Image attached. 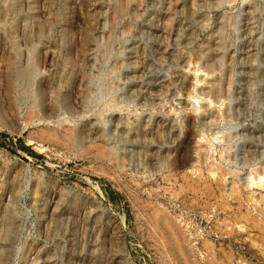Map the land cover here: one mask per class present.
Here are the masks:
<instances>
[{
    "label": "rangeland",
    "instance_id": "374dc122",
    "mask_svg": "<svg viewBox=\"0 0 264 264\" xmlns=\"http://www.w3.org/2000/svg\"><path fill=\"white\" fill-rule=\"evenodd\" d=\"M262 175L264 0H0V264H264Z\"/></svg>",
    "mask_w": 264,
    "mask_h": 264
},
{
    "label": "bare ground",
    "instance_id": "6f19581e",
    "mask_svg": "<svg viewBox=\"0 0 264 264\" xmlns=\"http://www.w3.org/2000/svg\"><path fill=\"white\" fill-rule=\"evenodd\" d=\"M131 2V1H130ZM129 2V3H130ZM138 2H140V1H138ZM110 3V2H109ZM120 4V3H119ZM135 4V3H134ZM27 5H29V4H27ZM112 5H113V3H112ZM116 5V4H115ZM182 5V4H181ZM124 6H125V4H124ZM5 8V7H4ZM253 8V7H252ZM2 9H3V7H2ZM56 9H58V7L56 8ZM119 10V9H118ZM251 11H253V10H251ZM109 12V11H108ZM115 13V12H114ZM128 16V15H127ZM2 17V16H1ZM113 17V16H112ZM3 18V17H2ZM11 18V17H10ZM62 20V19H61ZM104 21H105V19H104ZM104 23H106V22H104ZM42 24V23H41ZM105 25V24H104ZM115 25V24H114ZM11 27H13V25H10ZM77 26V25H76ZM107 26V25H106ZM25 27V26H24ZM116 27H118V26H116ZM126 28V27H125ZM177 28V27H176ZM116 29V28H115ZM10 30V29H9ZM32 30V29H31ZM19 32H20V30H19ZM24 32V31H23ZM32 32V31H31ZM117 32V31H116ZM30 33V32H29ZM35 36V35H34ZM83 36V35H82ZM126 36V35H125ZM110 37V36H109ZM32 38H34V37H32ZM103 38V37H102ZM112 38V37H111ZM8 40V39H7ZM180 40V39H179ZM178 40V41H179ZM8 42V41H7ZM102 43H103V41H102ZM100 45V44H99ZM100 47V46H99ZM84 49V48H83ZM214 52H216V51H214ZM29 54V53H28ZM31 54V53H30ZM30 57V56H29ZM42 57V56H41ZM188 64V63H187ZM186 64V65H187ZM196 65V64H195ZM197 67V66H196ZM7 69V68H6ZM30 69V68H29ZM199 69H201V68H196L195 70H193V71H195V73L199 70ZM9 70V69H8ZM191 70V69H190ZM190 70H188L189 72H190ZM193 71H192V73H193ZM194 73V74H195ZM14 74V73H13ZM193 74V75H194ZM201 74H202V72H201ZM207 74V73H206ZM210 74V73H209ZM208 74V75H209ZM10 75H11V73H10ZM211 75V74H210ZM32 76V75H31ZM71 76V75H70ZM197 76V75H196ZM201 76V75H200ZM212 76V75H211ZM11 77V76H10ZM204 77V76H203ZM208 77V76H207ZM12 78V77H11ZM34 78V77H33ZM212 78H213V76H212ZM78 79V78H77ZM29 80H30V78H29ZM28 80V81H29ZM35 80V79H34ZM196 80V79H195ZM209 80V79H208ZM24 81V80H23ZM197 81H198V79H197ZM208 82V81H207ZM197 83V82H196ZM196 83H195V85H196ZM17 84V83H16ZM202 84V83H201ZM231 84V83H230ZM8 85V84H7ZM76 85H77V83H76ZM207 86V85H206ZM10 87V86H9ZM14 87V86H13ZM196 87V86H195ZM194 88V87H193ZM30 89H31V87H30ZM207 89V88H206ZM12 90V89H11ZM200 90V89H199ZM75 91H76V89H75ZM74 91V92H75ZM193 91V90H192ZM196 91V90H195ZM14 93V92H13ZM30 94V93H29ZM27 95V94H26ZM34 95H35V93H34ZM12 96V95H11ZM14 96V95H13ZM28 96H30V95H28ZM73 96V95H72ZM189 96H191V95H189ZM196 96H197V94H196ZM203 96V95H202ZM195 97V96H194ZM207 97H209V96H207ZM14 98H18V97H14ZM29 98V97H28ZM35 98V97H34ZM18 102V101H17ZM14 103V102H13ZM92 103V102H91ZM217 103V102H216ZM16 104V103H15ZM35 104V103H34ZM109 105V104H108ZM116 105V104H115ZM192 106V105H191ZM209 106H212V105H209ZM18 107V106H17ZM127 108V107H126ZM15 109V108H14ZM110 109V108H109ZM112 109V108H111ZM114 109V108H113ZM207 109V108H206ZM108 110V109H107ZM194 110H195V108H194ZM196 110H197V108H196ZM203 110H205V109H203ZM208 110V109H207ZM211 110V109H210ZM108 112V111H107ZM212 112V111H211ZM106 113V112H105ZM207 113V112H206ZM224 113V112H223ZM227 113V112H226ZM203 114V113H202ZM208 114V113H207ZM206 114V115H207ZM228 114V113H227ZM197 115V114H196ZM226 115V114H225ZM107 116V115H106ZM202 117V116H201ZM205 117H207V116H205ZM137 119V118H136ZM139 119V118H138ZM50 120V119H49ZM202 120V119H201ZM134 123V122H133ZM199 123V122H198ZM210 123V122H209ZM106 124V123H105ZM115 124V123H114ZM197 124V123H196ZM210 125V124H209ZM119 126V125H118ZM198 126V125H197ZM203 129V128H202ZM211 129V128H210ZM201 130V129H200ZM199 130V131H200ZM193 132V131H192ZM204 133V132H203ZM220 137V136H219ZM210 138V137H209ZM213 139H214V137H212ZM189 139V138H188ZM217 140V139H216ZM227 144V143H226ZM225 149V148H224ZM248 149H251V148H249L248 147ZM114 151V150H113ZM249 152V151H248ZM114 154V153H113ZM251 157V156H250ZM197 158V157H196ZM249 158V157H248ZM143 162V161H142ZM144 170V169H143ZM171 170V169H170ZM210 170V169H209ZM216 171V170H215ZM199 173V172H198ZM232 174V173H231ZM262 176H264V175H262ZM260 177V176H259ZM198 178V177H197ZM253 179H255V178H253ZM253 179H252V181H253ZM251 180V179H250ZM36 185V184H35ZM36 187V186H35ZM188 191V190H187ZM31 192H33V191H31ZM33 198H35V197H33ZM241 202V201H240ZM239 207V206H238ZM6 209V208H5ZM8 210V209H7ZM225 210V209H224ZM11 213V212H10ZM13 214V213H12ZM8 215H10V214H8ZM12 216V215H11ZM7 217H9V216H7ZM162 217V216H161ZM169 220V219H168ZM10 221V220H9ZM160 222V221H159ZM10 223V222H9ZM11 223H12V221H11ZM169 225H171V224H169ZM13 226V225H12ZM11 226V227H12ZM165 226V225H164ZM249 226V225H248ZM15 227V226H14ZM11 231H13V229L11 230ZM5 232V231H4ZM16 232V231H15ZM11 233V232H10ZM232 235V234H231ZM163 236V235H162ZM16 237V236H15ZM16 240V239H15ZM3 241H5L4 239H3ZM7 241V240H6ZM10 241V240H9ZM8 242V241H7ZM10 242H12V240L10 241ZM17 242V241H16ZM177 242V241H176ZM6 243V242H5ZM10 245V244H9ZM3 246V245H2ZM14 246V245H13ZM8 247V246H7ZM24 247V246H23ZM14 248V247H13ZM207 249V248H206ZM2 251V250H1ZM8 251V250H7ZM13 250H11V253H12V255H13V253L14 252H12ZM14 251H16V250H14ZM2 254H3V252H2ZM4 255V254H3ZM7 257V256H6ZM188 257V256H187ZM3 258V257H2ZM8 258V257H7ZM186 258V257H185ZM186 260V259H185ZM5 262V261H4ZM5 263H7V262H5ZM8 263H10V262H8ZM1 264H3V263H1ZM12 264V263H11ZM197 264V263H196Z\"/></svg>",
    "mask_w": 264,
    "mask_h": 264
}]
</instances>
